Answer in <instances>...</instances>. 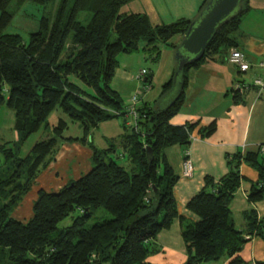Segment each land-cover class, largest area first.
<instances>
[{"label":"trees","instance_id":"trees-1","mask_svg":"<svg viewBox=\"0 0 264 264\" xmlns=\"http://www.w3.org/2000/svg\"><path fill=\"white\" fill-rule=\"evenodd\" d=\"M28 1L47 5L57 0H0V107L14 112L18 134L14 144L0 145V264H153L149 258L162 252L158 236L169 231L177 219H185L174 194L180 177L165 151L176 145L188 148L199 125L171 124L183 107L188 73L239 47L233 35L251 10L249 0H243L242 10L219 25L204 57L185 67L183 89L175 102L161 111L147 105L135 107L138 117L131 129L127 116L132 115L121 94L111 87L119 58L142 52L156 64L162 48L173 46L171 40L176 36L184 38L194 21L182 18L153 25L146 14H120L133 0H73L72 6L71 0H59L53 17H43L39 30L25 41L21 34L6 30L14 18L11 6L17 10ZM209 2L202 3L199 16ZM81 12L92 15L87 25L77 19ZM175 77L164 89L173 85ZM143 79L151 81L152 75ZM231 93L236 103L243 101L239 89L234 87ZM57 109L65 118L53 126V135L21 157L30 137L49 127L48 119ZM118 118L124 119L126 132L107 139L108 149L101 150L88 141L102 123ZM71 122L83 128L82 138L64 136ZM215 129L212 124L198 134L204 138ZM74 142L87 144L92 150V170L57 192L39 190L32 218L27 222L14 219L12 214L39 175L50 167L64 144ZM119 147L124 164L110 157ZM260 149L233 156L230 172L218 181L207 177L205 187L187 204V210L199 220L182 230L185 264L228 258L229 264H248L239 255L247 240L236 228L230 206L243 179L242 163L259 176L252 184L249 201L264 200V156ZM98 209L113 218L87 227ZM76 210L82 215L58 231V224ZM247 220L248 235L264 240V219L259 222L253 211Z\"/></svg>","mask_w":264,"mask_h":264},{"label":"crops","instance_id":"crops-1","mask_svg":"<svg viewBox=\"0 0 264 264\" xmlns=\"http://www.w3.org/2000/svg\"><path fill=\"white\" fill-rule=\"evenodd\" d=\"M204 1L179 0L176 10L178 14L172 21L175 22L182 18L191 21L198 20L200 17L199 9ZM249 3H251L250 0ZM144 14L148 15L147 13ZM158 22L157 25L170 24L166 21L165 23L163 19ZM183 39L181 36L174 37L171 41L173 46L162 48L160 60L155 64L158 67L157 71L150 69L153 73L152 88L142 97L137 108L147 105L152 110L161 111L175 102L181 90L180 78L176 79L175 77L173 85L167 90L164 89V86L176 74L178 61L175 60L174 54L179 50V44ZM249 39L251 41H248ZM249 39L247 45H245L246 42L244 44L238 42L239 47L237 48L246 55L250 64V69L247 72H240L229 61L230 51L222 54L216 60L208 61L198 68L191 69L188 73L189 83L185 89L184 104L180 113L172 118L171 124L182 126L187 123H198L199 125L192 134L191 144L188 148L176 145L165 151L169 164L175 174L180 177L175 186L174 194L180 215L184 216L185 219L184 221L177 219L169 231H164L158 236L157 243L162 248V252L149 258L153 264L186 263L187 254L182 239V230L188 223L199 220L186 207L205 187L207 177L218 181L228 174L230 161L233 156L238 154L245 155L261 148V155L264 156V92L260 95L258 89L253 85L255 78L264 77V69L260 66L264 63V42L258 43L253 37ZM141 57L137 56L140 63L141 59L143 62L148 61L145 55ZM237 81L248 86L242 94L243 101L239 103L234 101L231 93ZM156 82L159 83L160 89H158V94L153 96ZM140 84H142L141 81ZM112 88L119 92L115 87ZM124 104L129 111L130 99L124 101ZM127 118L129 119L128 127L131 128L133 126L130 121L131 117L127 116ZM117 121L115 119L102 123L90 134L88 141L97 144L94 135H100L101 144H103L101 150L108 149L107 139L117 138L126 132ZM111 122H116V125L112 126L113 129L108 128ZM212 124L216 126L215 131L210 136L201 138L198 131L202 127H208ZM101 132L103 133L100 134ZM72 149L75 150V155L70 153ZM186 150L189 151L194 166L190 178L183 176V161ZM115 154L119 155L117 151ZM92 156L93 152L88 146L79 143L64 144L50 167L39 175L29 193L30 196L28 194L25 197L22 204L15 210L13 218L21 222H27L31 219L33 204L37 199L38 191L43 189L47 192H57L70 181L86 175L93 168ZM240 168L243 179L230 209L236 228L243 233L247 240L239 255L248 264H256L259 261L264 262V240L257 235H248L247 216L254 211L258 221H262L264 219V200L260 203L249 201L250 189L252 184L258 181L259 176L246 163H242ZM230 260L228 258L201 264H229Z\"/></svg>","mask_w":264,"mask_h":264},{"label":"rangeland","instance_id":"rangeland-1","mask_svg":"<svg viewBox=\"0 0 264 264\" xmlns=\"http://www.w3.org/2000/svg\"><path fill=\"white\" fill-rule=\"evenodd\" d=\"M250 2H251L250 6L252 7L251 11L244 16L240 30L233 35L239 43L244 44L246 42L245 45H247L248 41H251V39H249L250 37L256 39L258 43L264 42V0H250ZM58 3L59 0H57L54 4H47V5L37 4L28 1L20 9L17 10L15 9L16 7L12 5L10 10L14 12V18L10 27L7 28L6 33L21 34L25 41H29L30 34L35 33L39 30L41 19L43 17H48V18L53 17L57 9ZM178 3L179 0H133L121 8L120 14L147 13L149 17H151L150 20L153 25H157L156 23H159L158 21H161V19H163L164 22L166 21L168 23H171L173 22L172 20L174 19V17L178 14V12L176 11L178 7L177 6ZM72 5H73V0H71V6ZM91 16H92L91 13L81 12L78 14L77 19L79 22L83 23L84 25H87L91 19ZM175 41H177V38H175ZM143 45L144 43L142 42L141 46ZM180 46L181 44H179V47ZM177 52L178 51H176L174 54V58L176 61L178 55ZM137 56L144 57L143 53L140 52L133 55H122L119 58L122 64L116 71V75L111 83V87H115L116 89L119 90L125 102L126 100L130 99V103H131L132 98L136 94H139V97L142 98L147 92L151 90L152 79L151 81L148 80L149 82L146 81L145 83L143 82L144 79L139 78V76L143 70H146L148 72V76L146 77V79L151 75L153 77V73L152 71H150V69L157 71L158 68L151 61L143 62V59H141V63H140V61L137 59ZM178 67L179 64L177 66L176 71H178ZM129 77H131V79H129ZM262 78L264 79V77ZM255 80L256 78L253 81ZM140 81L142 82V84H140ZM156 83L154 84L155 94L153 93V96H156V94H158V89H160L159 83L157 84ZM145 84L148 87H150V89L145 90L144 92L142 91L141 87L144 86ZM235 85L236 84H234V87ZM60 118H65V115L61 112L60 109H57L54 113H52V115L48 119L49 127L43 128L38 133L30 137V139L22 149L21 157H25L26 155H28L36 143L44 141L48 137L52 136L53 126L57 125ZM117 120H118L117 123L123 127L124 119L118 118ZM130 121L133 123V126L135 127L136 122L132 118ZM114 124L116 125V122L109 123L108 128L113 129ZM14 125H15L14 112L10 110L7 106L0 107V145L5 143L14 144V142L17 140L18 134L14 128ZM102 133L103 132H101L100 134ZM64 136L73 137V138H82L84 136V131L83 128L80 126V124L71 122L69 123V126L65 131ZM94 139L97 142V144L94 145L97 148L101 149V147H103L101 145L103 144H101L100 135H94ZM77 143L78 142L70 143V145H74ZM82 145L87 146V144H82ZM117 152L119 155L121 154L122 152L121 147L117 149ZM70 153L72 155H75V150L72 149ZM110 157H113L119 163L124 164V162H122V156H120V158L117 159L115 153H110ZM0 160H2V157H0ZM14 214L15 213L12 214V217L14 216ZM81 215L82 212L80 210H76L69 217H67L58 224V231L62 230L63 228L71 226L74 220ZM112 218H113L112 215H110L104 209H98L94 212L93 216L87 222V227H91L96 223L102 222L104 220H110ZM55 234H57V231L54 233V235Z\"/></svg>","mask_w":264,"mask_h":264},{"label":"water","instance_id":"water-1","mask_svg":"<svg viewBox=\"0 0 264 264\" xmlns=\"http://www.w3.org/2000/svg\"><path fill=\"white\" fill-rule=\"evenodd\" d=\"M242 1L210 0L205 12L198 20L192 22L177 52L179 67L176 71V79L180 78L181 80L180 93L183 89L182 74L185 67L199 62L204 57L208 44L219 25L242 10Z\"/></svg>","mask_w":264,"mask_h":264},{"label":"built area","instance_id":"built-area-1","mask_svg":"<svg viewBox=\"0 0 264 264\" xmlns=\"http://www.w3.org/2000/svg\"><path fill=\"white\" fill-rule=\"evenodd\" d=\"M229 61L234 66H236L240 72H247L250 69V64L247 61L246 55L238 49H233L231 51ZM260 66L263 67V69H264V63L260 64ZM147 76H148V72L146 70H143L141 72L139 78H146ZM253 85L258 89L259 94L262 95L264 92V79L263 78H257L254 81ZM141 88H142V91H144V92H145V90L150 89V87H148L146 84L144 86H142ZM235 88L239 89V91L243 93L245 90H247L248 86L246 84L237 82L235 85ZM138 103H139V94H136L132 98V101L130 103L131 107L129 108V112L132 115V118L135 122H136L137 117H138L136 114L135 107L137 106ZM183 162H184L183 163V176L185 178L192 177V174L194 171V166H193L192 160L190 159V153L188 150L185 151Z\"/></svg>","mask_w":264,"mask_h":264}]
</instances>
